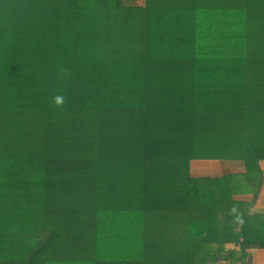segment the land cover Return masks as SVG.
Wrapping results in <instances>:
<instances>
[{"label":"trees","instance_id":"1","mask_svg":"<svg viewBox=\"0 0 264 264\" xmlns=\"http://www.w3.org/2000/svg\"><path fill=\"white\" fill-rule=\"evenodd\" d=\"M262 161L264 0H0V264H246Z\"/></svg>","mask_w":264,"mask_h":264},{"label":"crops","instance_id":"2","mask_svg":"<svg viewBox=\"0 0 264 264\" xmlns=\"http://www.w3.org/2000/svg\"><path fill=\"white\" fill-rule=\"evenodd\" d=\"M258 205L264 204V180L262 181L260 192L257 198ZM254 205L252 208V213L255 215H264V207H257ZM246 264H264V249L255 246H249L247 249ZM215 264H229L221 260L216 261Z\"/></svg>","mask_w":264,"mask_h":264},{"label":"rangeland","instance_id":"3","mask_svg":"<svg viewBox=\"0 0 264 264\" xmlns=\"http://www.w3.org/2000/svg\"><path fill=\"white\" fill-rule=\"evenodd\" d=\"M218 169V162L216 161H210V162H207V161H201V160H196L192 163L191 165V171H192V174H216V171ZM261 172H262V178L264 180V161H262V164H261ZM219 173V171L217 172ZM250 195L247 194L246 197H248ZM242 196H245L244 194H242ZM236 198H240V194H235ZM257 200L255 201V205H258L257 203ZM257 207H264V204H260L258 205Z\"/></svg>","mask_w":264,"mask_h":264},{"label":"clouds","instance_id":"4","mask_svg":"<svg viewBox=\"0 0 264 264\" xmlns=\"http://www.w3.org/2000/svg\"><path fill=\"white\" fill-rule=\"evenodd\" d=\"M54 102L57 107H62L65 103V98L63 97V95H57L54 97Z\"/></svg>","mask_w":264,"mask_h":264}]
</instances>
